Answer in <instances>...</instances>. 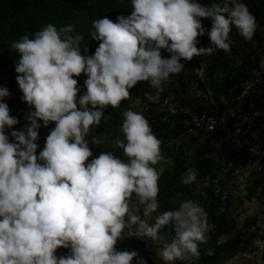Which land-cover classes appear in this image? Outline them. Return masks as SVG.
<instances>
[{"label": "clouds", "instance_id": "1", "mask_svg": "<svg viewBox=\"0 0 264 264\" xmlns=\"http://www.w3.org/2000/svg\"><path fill=\"white\" fill-rule=\"evenodd\" d=\"M132 5L129 15L115 21L107 16L93 21L91 35L100 43L92 54L82 53L83 37L73 35L71 24L48 23L13 43L20 54L15 70L22 99L34 111L23 129H12L10 139L5 129L19 120L4 100L9 89L0 87V264H134V258L135 264H147L138 250L116 247L127 224L137 225L136 236L154 241L171 224L175 235L158 253L165 261L199 255L207 214L197 202L185 200L149 222L159 208V172L152 165L162 157L148 119L131 108L122 111L125 137L118 143L127 160L110 151L93 156L85 137L100 123L104 107L119 106L139 81H149L157 94L151 99H157L162 82L184 68L182 58L230 51L233 25L249 40L258 25L240 0L210 5L132 0ZM207 18L210 29L203 23ZM205 34L210 45L198 47ZM161 49L171 55L162 56ZM81 73L87 75V90L78 96ZM41 120L55 126L37 154ZM196 176L189 169L183 182ZM133 193L139 204L132 203ZM61 246L70 252L58 256Z\"/></svg>", "mask_w": 264, "mask_h": 264}, {"label": "trees", "instance_id": "2", "mask_svg": "<svg viewBox=\"0 0 264 264\" xmlns=\"http://www.w3.org/2000/svg\"><path fill=\"white\" fill-rule=\"evenodd\" d=\"M199 2L210 5L213 0H199ZM240 2L245 3L256 18L258 26L252 39H246L233 25L230 32L232 40L230 51L217 49L211 54L194 56L191 60L182 58L184 68L179 73H171L162 82L161 88L164 92L157 99H151L157 94L155 87L149 81H139L129 90L130 97L137 95L139 104L143 108L147 107L143 115L161 141V157L165 153L164 157L170 159L169 164H166L163 158L160 159L163 163L158 171V211L159 209L162 211L176 209L186 198V200L197 202L207 214L205 239L198 242L199 255L193 256V261L190 259H177L175 262H166L164 259L155 260L154 252L148 249L141 239L124 237V228L116 247L120 250H138L139 257H142L147 264H233L230 261L236 259L244 250L245 255L253 254L255 251L253 242L256 239L264 242V234L259 235L258 218L247 217L239 224L240 200L233 202L235 199L232 198L231 191L226 192L227 181L234 177L235 168L246 166L249 161L255 160L248 151L249 147L260 144L264 148V103L259 102L263 113L254 115L251 124L243 125L242 132L238 135L231 119H228L224 126L217 127L213 133L204 135L205 145L198 149L196 158L192 160L188 157L186 146L178 143L186 132L185 122L189 116L187 114L172 116L161 109L162 98L166 91H172L181 107L219 114L230 107L232 99L243 90L244 85L251 79L253 71L263 72L264 0H240ZM132 11V0H0V72L7 76L5 86L9 91L23 95L16 79L19 74L15 70L20 54L12 45L25 34L32 36L48 23H54L58 27L71 24L74 28L73 35L78 33L83 37L81 51L84 53L85 45L92 46L91 34L94 31L95 19L107 16L115 21L119 15L127 16ZM203 23L206 28H211V18L204 19ZM209 45L210 38L207 34L198 37V47ZM162 51L164 57L171 55L166 49ZM85 76V73H81L76 77L78 87L81 89L78 96L87 90L84 83ZM193 82L199 94L192 100H187L185 99L186 85ZM176 84L179 88H175ZM0 87H2L1 81ZM253 102L258 103L256 95L253 96ZM7 103L10 114L19 120V123L12 128L5 129L11 137L12 129H23L30 123L27 116L30 111H34V106L29 103L21 104L19 109L16 105ZM104 108L109 112L114 110V106L111 105ZM105 117L106 113L103 111L101 126L98 124L90 126L85 137L88 142L99 135H104V128L109 127V122L113 121L103 122ZM40 123L44 126L42 120ZM54 126L55 122H50L46 126L45 133L39 131L37 154L45 146L46 137ZM91 131L95 133V136H90ZM243 138H246L247 142L238 145L237 140ZM104 151H110L124 160L128 159L122 147L117 149L103 147L97 156ZM189 169L196 170L197 176L193 182L185 184L183 179L188 175ZM255 177L252 176L247 182L246 198L248 200L254 198L264 182V178L255 179ZM135 204H139L138 198ZM140 211L142 214V205ZM159 233L165 234L170 239L175 235L171 224L163 226ZM245 255L241 258L242 260ZM261 259V263L264 264V251ZM236 262L234 261V264ZM255 262L256 260H253L249 264H258Z\"/></svg>", "mask_w": 264, "mask_h": 264}, {"label": "rangeland", "instance_id": "3", "mask_svg": "<svg viewBox=\"0 0 264 264\" xmlns=\"http://www.w3.org/2000/svg\"><path fill=\"white\" fill-rule=\"evenodd\" d=\"M99 43H100L99 41H97L93 38L92 46L88 47V45H85L84 54L94 53L95 49L99 46ZM87 47H88V49H86ZM162 50L163 49H161L162 56H164V53ZM263 72H264V66H263ZM85 77L87 79V75ZM0 81L2 82V87H5V84L7 81V76L3 72H0ZM194 84H195V82H193L192 84L188 83L186 85L187 93L185 95V99L192 100L193 98L197 97V95L199 94L198 91L194 88ZM168 86L171 87V85H168ZM175 88H179V85L176 84ZM170 93L174 94V92H172V91H170ZM258 95H259L257 97L258 103L260 102L259 98L262 99L261 102L264 103V85H262L261 88L258 89ZM22 97H23V95H19V94H16L14 91H10V95L5 97L4 100H5V102L7 101V102H10V103L16 105L20 109L21 104L25 105L28 103L27 101H24L22 99ZM128 108H131L132 110L140 112L142 114L144 111L143 107L139 104V99H138L137 95H133L129 98L122 100L121 104L119 106H115L113 108L114 110H112L110 112L106 108L103 109V111L106 113V117H105L103 122L108 123L109 120H113V121L109 122V124H110L109 127H105V128L103 127L104 128V135H99V136H97V137H95L89 141V145L91 146L93 156H97V154L99 153V150L103 147H107V148H111V149H117L120 147L118 141L121 139H124V137H125V134L122 131V123L124 120V116L122 115V111L125 109H128ZM98 125L101 126V123H99ZM39 131L45 133L46 132V126H41ZM90 136H95V133L91 131ZM10 139H14V138L10 137ZM203 139H204V136H202L201 138H197V139L195 138L193 140L188 139V138H185L183 140L184 145L186 146V149L188 151V157L190 160L196 158V155H195L196 152L198 151V149L200 147L203 146L202 145L204 142ZM200 143H202V144L200 145ZM171 144H172V142H171ZM215 149H216V147H215ZM162 156H163L162 158L164 159L166 164H169V161H170L169 157H164V156H166L165 153L162 154ZM92 158L93 157H89V160H91ZM85 163H87V161ZM162 163L163 162H161L159 160L156 164H154L152 166L155 167L157 169V171H160V169L162 167ZM239 173H241L239 168H235L233 176L235 177ZM234 177L231 180H233ZM231 180L229 179L227 181L229 187L230 186L233 187L231 185L232 183L230 182ZM245 182H247V180ZM241 184L242 183L240 182L237 188L232 189V195H234L233 198H236L238 196V195H235V193L238 192L237 194H241V197H240L241 198V200H240V206L241 207H239L241 217L239 218V223L242 222V220H241L242 218H245L247 216L253 217L254 215H256L258 217V227H259V231H260L259 233H261V236H262L264 234V199L261 197L260 194H258V192H256V195L254 196L253 199L247 200L245 197L246 196L245 194H247V193L245 192V190H243L242 187H240ZM227 191L228 190H226V192ZM243 194H244V196H243ZM136 198H137L136 194L133 193V196L131 198L132 202H134V200ZM257 198H259V201L256 200ZM185 200H186V198H184V200H182L181 203ZM260 201H262V202L260 203ZM233 202L236 203V200H234ZM162 212H163L162 209H159V211L157 210V212L155 214L157 215V214L162 213ZM257 240L259 242H263L261 239H257ZM157 242L160 245H157L158 247H155V250L158 251V253H159V248H162L164 243L160 242V241H157ZM258 251H261V250H258ZM244 255H245V250L243 252H241L236 259H233L232 261H230V263L233 262V264H234V261H238V262H240L239 264H245V262H242L243 260L241 259ZM253 258H254V260H256V262L258 264H262L261 263L262 259H261V256H259V254L256 257H254V255L251 256V258H250L251 262L253 261ZM193 260L194 259L192 256L190 261H193Z\"/></svg>", "mask_w": 264, "mask_h": 264}, {"label": "built area", "instance_id": "4", "mask_svg": "<svg viewBox=\"0 0 264 264\" xmlns=\"http://www.w3.org/2000/svg\"><path fill=\"white\" fill-rule=\"evenodd\" d=\"M264 78L262 71H253L251 79L244 85L243 90L240 91L232 99L230 107L224 111L217 113H209L206 110L196 111L191 108L181 107L179 102L176 100L175 94L166 91L165 96L162 98L161 109L168 112L170 115H181L187 114L189 117L185 122L186 132L182 136V139L188 138L193 140L194 138H201L206 134L213 133L217 127H222L226 124L228 119L233 120L232 124L235 127L236 135L242 132L243 125H250L254 115L261 114V104L253 102V96L258 95V89L264 85ZM157 91V89H156ZM164 92L163 90L159 93ZM261 103L262 99L259 98ZM147 110V107L143 108ZM243 134V133H242ZM202 144L205 145V139ZM181 141V140H180ZM247 142L246 138L238 139V145ZM250 155L255 160L249 161L246 166H240V172L251 173L250 168L263 169L264 171V148L260 144H253L248 149ZM263 159V163H262ZM70 250L59 249L56 251L57 255H67Z\"/></svg>", "mask_w": 264, "mask_h": 264}, {"label": "crops", "instance_id": "5", "mask_svg": "<svg viewBox=\"0 0 264 264\" xmlns=\"http://www.w3.org/2000/svg\"><path fill=\"white\" fill-rule=\"evenodd\" d=\"M195 139V138H194ZM183 140L184 139H182L181 138V141H179L178 143H182V144H184V142H183ZM185 146V145H184ZM249 171H251V173L249 174V173H245V172H241V173H239V174H237L235 177H234V181L233 180H231L230 182L232 183L231 185L233 186V187H229L228 186V188H227V190L229 191H231V193H232V189L233 188H237L238 187V185H239V183L241 182L242 184H241V186L240 187H242L243 188V190H245V192L247 193V182L250 180V178L252 177V176H256L255 177V179H257V178H264V171H263V169H258V168H250L249 169ZM247 180V182H245ZM236 190V189H235ZM257 192H258V194H260L261 195V197L264 199V182L262 183V185H261V187L257 190ZM238 193V192H237ZM237 193H235V195H238L236 198H234L236 201L237 200H241V194H237ZM245 195H247V194H245ZM256 195V194H255ZM233 196L234 195H232V198H233ZM243 196H244V194H243ZM246 197V196H245ZM138 198V197H137ZM136 198V199H137ZM135 199V200H136ZM247 199V198H246ZM135 200H134V202H132L133 204H135ZM243 200V199H242ZM248 200V199H247ZM256 200H258L259 201V198H257ZM262 201H260V203H261ZM241 207V206H240ZM155 214V213H154ZM153 214V217L152 218H150L149 219V222L150 223H153L154 222V217H155V215ZM255 217H257L256 215H254ZM240 217H241V215H240ZM247 217H251V216H247ZM247 217H245V218H247ZM258 218V217H257ZM243 219L244 218H242L241 220H242V222H243ZM241 222V223H242ZM241 223H239V224H241ZM257 226H258V222H257ZM136 227H137V225H134V224H127L126 225V227H125V235H124V237H127V238H130V239H141L145 244H146V246H147V248L148 249H150V250H152L153 252H154V259L156 260H159V259H163L162 257H160L159 256V254H158V251H156L155 250V247H158L157 245H160L157 241H160V242H163L164 244L165 243H167V242H170L171 241V239L170 238H168L165 234H163V233H159V239L158 240H152V238H150V237H147V236H145V237H140V236H136V233H135V229H136ZM259 228V227H258ZM260 232V231H259ZM259 235H261V233H259ZM164 244H163V246H164ZM253 247L255 248V251L253 252V254L252 255H250V254H246L245 255V257H244V259H243V261L242 262H245V264H249V262H250V258H251V256H253L254 255V257H256L258 254H259V256H261V254H262V252L264 251V247H263V242H259L257 239L253 242ZM63 248H65V247H63V246H61V247H59L57 250H59V249H63ZM66 249H68V250H70L69 248H66ZM56 250V251H57ZM258 250H261V251H258ZM254 260V259H253ZM166 262H168V261H166ZM240 262H236L235 264H239Z\"/></svg>", "mask_w": 264, "mask_h": 264}]
</instances>
